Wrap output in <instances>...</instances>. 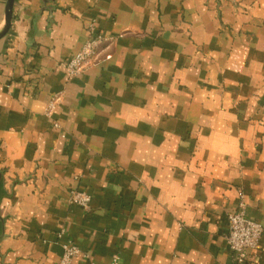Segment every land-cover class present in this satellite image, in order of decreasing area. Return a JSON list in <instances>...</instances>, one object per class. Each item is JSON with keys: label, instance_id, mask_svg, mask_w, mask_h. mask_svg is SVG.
<instances>
[{"label": "crops", "instance_id": "crops-1", "mask_svg": "<svg viewBox=\"0 0 264 264\" xmlns=\"http://www.w3.org/2000/svg\"><path fill=\"white\" fill-rule=\"evenodd\" d=\"M93 23L112 57L70 76ZM241 200L264 226V0H16L0 264H58L67 241L83 252L71 264H232Z\"/></svg>", "mask_w": 264, "mask_h": 264}, {"label": "built area", "instance_id": "built-area-1", "mask_svg": "<svg viewBox=\"0 0 264 264\" xmlns=\"http://www.w3.org/2000/svg\"><path fill=\"white\" fill-rule=\"evenodd\" d=\"M90 32V37L84 46L73 57L63 63L70 76L79 75L86 68L102 60H110L112 57V54L108 52V48L116 38L103 34L96 35L94 23L91 25ZM56 101L57 98L51 102L47 111L49 115L52 114ZM58 125V123H55V126ZM70 200L85 210H88L91 206V196L85 191L71 190ZM229 228L228 242L231 263L250 264L251 252L259 248L264 226L248 217L244 200H241L238 208L229 214ZM63 250V255L58 264H71L75 257L83 253L81 248L72 241L65 242ZM118 262V257H115L112 264H118Z\"/></svg>", "mask_w": 264, "mask_h": 264}, {"label": "water", "instance_id": "water-1", "mask_svg": "<svg viewBox=\"0 0 264 264\" xmlns=\"http://www.w3.org/2000/svg\"><path fill=\"white\" fill-rule=\"evenodd\" d=\"M46 1V0H45ZM16 0H7L5 5V16L0 26V40L5 38L11 31L14 18Z\"/></svg>", "mask_w": 264, "mask_h": 264}]
</instances>
